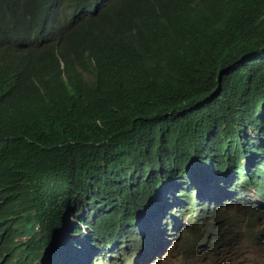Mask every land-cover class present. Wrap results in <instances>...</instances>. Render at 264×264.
<instances>
[{
	"label": "trees",
	"instance_id": "16d2710c",
	"mask_svg": "<svg viewBox=\"0 0 264 264\" xmlns=\"http://www.w3.org/2000/svg\"><path fill=\"white\" fill-rule=\"evenodd\" d=\"M65 2L0 3V201L17 190L41 214L71 208L88 172L152 158L142 127L168 103L264 78V0ZM94 180L96 196L130 185Z\"/></svg>",
	"mask_w": 264,
	"mask_h": 264
},
{
	"label": "clouds",
	"instance_id": "9594fccd",
	"mask_svg": "<svg viewBox=\"0 0 264 264\" xmlns=\"http://www.w3.org/2000/svg\"><path fill=\"white\" fill-rule=\"evenodd\" d=\"M64 2L59 10L68 8ZM241 91L237 98L229 90L225 103L219 83L204 99L168 103L142 127L160 148L153 157L88 172L82 191L90 190L62 212L41 214L12 192L0 201V210L18 213L0 212V264H156L177 244L180 264H221L215 254L234 244V209L261 220L256 234L264 236V78L249 79ZM94 178L130 185L96 196Z\"/></svg>",
	"mask_w": 264,
	"mask_h": 264
},
{
	"label": "rangeland",
	"instance_id": "374dc122",
	"mask_svg": "<svg viewBox=\"0 0 264 264\" xmlns=\"http://www.w3.org/2000/svg\"><path fill=\"white\" fill-rule=\"evenodd\" d=\"M241 110H243V108H241ZM221 204L226 205L222 202ZM234 211L240 213L235 214L233 212L232 214L235 215L236 220L230 222V225L234 227V229H230L229 234L234 244L232 247H230V245L225 246L224 244V247L220 248L223 249L222 252L215 254L216 257L224 264H264V253H258L264 252V244L258 243V241H262L264 236L258 238L256 234L263 226L261 220H249L247 212L239 209H234ZM208 237H211V235ZM178 246L179 244L172 247L170 252L162 256L161 260L156 264H180L176 261V258L180 255L179 252L176 251ZM142 264H147V262Z\"/></svg>",
	"mask_w": 264,
	"mask_h": 264
},
{
	"label": "bare ground",
	"instance_id": "6f19581e",
	"mask_svg": "<svg viewBox=\"0 0 264 264\" xmlns=\"http://www.w3.org/2000/svg\"><path fill=\"white\" fill-rule=\"evenodd\" d=\"M139 230V229H138Z\"/></svg>",
	"mask_w": 264,
	"mask_h": 264
}]
</instances>
